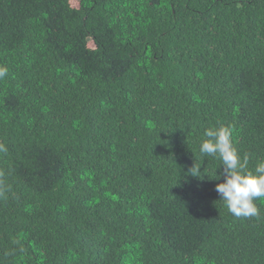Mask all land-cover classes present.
<instances>
[{
	"label": "trees",
	"instance_id": "trees-1",
	"mask_svg": "<svg viewBox=\"0 0 264 264\" xmlns=\"http://www.w3.org/2000/svg\"><path fill=\"white\" fill-rule=\"evenodd\" d=\"M0 65V264H264L199 150L264 158V0H0Z\"/></svg>",
	"mask_w": 264,
	"mask_h": 264
},
{
	"label": "clouds",
	"instance_id": "clouds-1",
	"mask_svg": "<svg viewBox=\"0 0 264 264\" xmlns=\"http://www.w3.org/2000/svg\"><path fill=\"white\" fill-rule=\"evenodd\" d=\"M8 74V68L0 65V79ZM205 139L200 143V153L218 157L223 165L222 183L216 184V192L235 217H254L258 209L254 203L257 198L264 197V158H258L255 170L248 168L249 157H241L232 141L229 127L220 125L210 127L203 133ZM6 151L0 145V152ZM200 168L196 165L190 170L192 176H199ZM221 176H217L219 181Z\"/></svg>",
	"mask_w": 264,
	"mask_h": 264
},
{
	"label": "rangeland",
	"instance_id": "rangeland-1",
	"mask_svg": "<svg viewBox=\"0 0 264 264\" xmlns=\"http://www.w3.org/2000/svg\"><path fill=\"white\" fill-rule=\"evenodd\" d=\"M71 6L76 7L77 6V2L76 1L71 2Z\"/></svg>",
	"mask_w": 264,
	"mask_h": 264
}]
</instances>
